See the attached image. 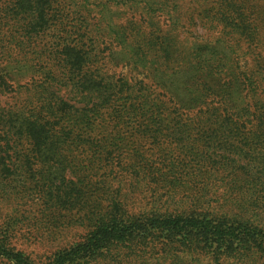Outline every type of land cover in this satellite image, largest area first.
Returning a JSON list of instances; mask_svg holds the SVG:
<instances>
[{
    "label": "trees",
    "instance_id": "1",
    "mask_svg": "<svg viewBox=\"0 0 264 264\" xmlns=\"http://www.w3.org/2000/svg\"><path fill=\"white\" fill-rule=\"evenodd\" d=\"M111 1L101 4V14ZM151 1L128 0L133 5L138 4L146 19L152 17L150 12L154 10ZM55 4L59 5V0H0V178L4 172H50L51 169L65 172L67 159L61 154V145L66 141L64 135L56 134L60 133L56 125L61 131L72 126L68 135L75 140L78 129L74 124L85 122V131H92L94 126L101 130L104 121L111 122L114 124L111 141L119 146L124 141L123 129L135 123L156 129L150 132L151 136L143 130L144 138L174 137L175 142L181 143L191 136L188 119L202 123L216 120L220 124L211 136L215 140L219 133L227 132L225 141L239 130L247 129L264 143V0L255 4V11L236 6L232 0H224L221 5L228 18L237 17L233 23L235 28L243 25L240 30L231 32L243 43L240 46L244 49L242 66L234 47L229 44L220 49L199 44L182 52L164 40L159 42V38L153 45L159 51L168 50L170 60L175 57L174 77L179 80L178 90L184 87L183 81L188 75L193 83L185 86L189 88L206 80L209 87L204 86L203 90L207 91L213 80H222V74L229 73L232 77L239 98L229 99L230 110L214 107L207 110L208 98L201 91L187 100L205 104L198 107L195 114L182 103L168 108L150 101L138 94L139 90L129 79L115 80L104 72L102 64L100 66L101 56L96 50L93 53L79 44L49 45L46 39L54 28ZM90 24L94 25L95 32L107 34L110 45H121L122 62L142 65L149 75L156 77L154 79L167 78L159 61L147 58L146 40L142 45L131 42L124 27L111 17L100 15ZM112 53L113 50L110 56L114 57ZM248 56H251L249 61ZM37 77L41 79L40 86ZM136 117L139 120H134ZM116 118H119L117 123ZM233 128L236 129L233 131ZM85 131L82 136L86 135ZM87 141H91V137ZM232 148L230 140L222 144L223 153H232L239 159L246 157V170L252 172V161L257 158L250 156L251 149L232 151ZM261 160L264 161V156ZM127 196L123 190L113 192V211L101 215L84 242L59 254L49 264H92L110 254L117 264H132L142 260L143 254L153 256L158 251L164 253L161 264H177L182 260L179 252L192 257L193 254H209L215 264H221L222 258L227 260L255 252L264 254V225L245 218L249 209L243 208L244 214L240 215L231 209L207 205V197H203L200 204L192 202L191 208L183 211L150 209L131 213ZM115 252L117 256H113ZM0 253L15 264H31L14 249L0 246Z\"/></svg>",
    "mask_w": 264,
    "mask_h": 264
},
{
    "label": "rangeland",
    "instance_id": "2",
    "mask_svg": "<svg viewBox=\"0 0 264 264\" xmlns=\"http://www.w3.org/2000/svg\"><path fill=\"white\" fill-rule=\"evenodd\" d=\"M104 1L59 0L60 4L54 5V28L49 32L47 43L79 44L93 53L96 50L101 56L100 66L102 64L104 72L115 80L129 79L139 90L138 94L160 106L172 108L182 103L195 114L197 108L205 104L188 101L202 91L208 98L207 110L212 107L230 110L229 99L239 97L229 73L222 74L219 82L213 80L209 91L203 90L204 86L209 87L206 80L189 88L185 86L193 83L188 75L184 78V87L178 90L179 80L174 77L177 70L175 57L170 60L168 50L153 48L158 38L159 42L164 40L181 52L199 44L217 49L229 44L234 47L242 66L245 59L244 49L240 46L243 43L231 32L240 30L243 25L233 26L237 17L231 15L234 19L228 18L227 12L225 15L221 6L224 0H152L154 10L150 12L152 17L147 19L136 6L138 4L134 6L128 0H112L101 14L100 6ZM258 2L260 0H232L234 5L249 11H255ZM85 4L88 5L86 9ZM96 5L99 6L96 8ZM100 15L111 17L113 22L123 26L131 42L142 45L146 40L147 58L158 60L167 78L154 79L156 77L149 75L142 65L122 62L121 45H110L107 34L95 32L94 25L90 24ZM111 50L114 57L110 56ZM249 58L251 56L248 61ZM36 81L40 86V77ZM70 102L74 104V101ZM37 113L42 115L40 111ZM189 116L194 118L192 114ZM118 120L116 118L114 122ZM188 123L191 136L185 142H175L174 137L144 138L143 130L151 136L150 132L156 129L135 123L123 129L124 141L119 146L111 141L114 126L111 122L104 121L101 130L94 126L92 131H85V122L74 124L78 129L75 140L68 135L72 126L61 131L56 125L60 132L56 134L64 135L66 141L61 145V154L67 159L65 172L55 169L50 172H4L0 178V246L16 250L31 264H49L59 254L87 239L101 215L113 211L112 193L119 190L128 194L131 213L150 209L183 211L191 208L192 202L200 204L201 198L207 197V205L218 209H231L240 215L244 214L243 208L249 209L245 218L264 225V171L261 170L264 168L261 160L264 143L247 129L225 139L234 145L232 151L251 149L250 156L253 154L257 160L252 161V172H247L246 157L239 159L232 153H223L222 144L227 132L219 133L218 140L211 137L213 129L220 123L216 120L202 123L195 119H188ZM84 131L86 135L82 136ZM112 155L115 157L111 158ZM222 155L226 157L221 158ZM115 254L113 256H117ZM153 254H143L142 260L134 258L132 264H161L164 253ZM2 255L0 253V264H15ZM178 255L183 263L180 260L177 264H215L214 257L209 254H193L192 257L179 252ZM111 256H102L92 264H117ZM221 264H264V254L255 252L227 260L222 258Z\"/></svg>",
    "mask_w": 264,
    "mask_h": 264
}]
</instances>
